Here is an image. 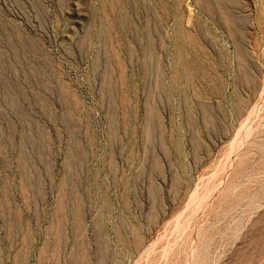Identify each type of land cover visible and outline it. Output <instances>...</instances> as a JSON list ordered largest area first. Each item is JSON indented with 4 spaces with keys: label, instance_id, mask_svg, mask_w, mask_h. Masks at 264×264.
Listing matches in <instances>:
<instances>
[{
    "label": "rangeland",
    "instance_id": "obj_1",
    "mask_svg": "<svg viewBox=\"0 0 264 264\" xmlns=\"http://www.w3.org/2000/svg\"><path fill=\"white\" fill-rule=\"evenodd\" d=\"M0 264H264V0H0Z\"/></svg>",
    "mask_w": 264,
    "mask_h": 264
}]
</instances>
